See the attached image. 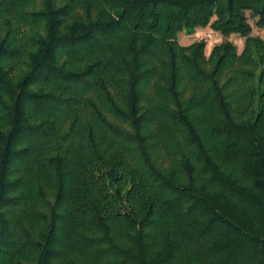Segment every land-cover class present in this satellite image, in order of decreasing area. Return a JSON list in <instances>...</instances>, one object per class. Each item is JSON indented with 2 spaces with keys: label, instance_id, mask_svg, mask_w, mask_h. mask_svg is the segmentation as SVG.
<instances>
[{
  "label": "trees",
  "instance_id": "obj_1",
  "mask_svg": "<svg viewBox=\"0 0 264 264\" xmlns=\"http://www.w3.org/2000/svg\"><path fill=\"white\" fill-rule=\"evenodd\" d=\"M0 264H264V0H0Z\"/></svg>",
  "mask_w": 264,
  "mask_h": 264
},
{
  "label": "rangeland",
  "instance_id": "obj_2",
  "mask_svg": "<svg viewBox=\"0 0 264 264\" xmlns=\"http://www.w3.org/2000/svg\"><path fill=\"white\" fill-rule=\"evenodd\" d=\"M16 31L15 29H13V32ZM24 34L22 37L19 38L20 40V48L21 46L23 47H27L29 46L30 39L37 34L38 30L36 31V28H30L28 27V29H26V31H23ZM206 40L208 45H207V49H206V53L208 54L212 48L213 45L217 44L220 42L221 38L219 36V34L217 33H213L209 28L205 29V30H201L198 32V35L196 36H187L185 34L182 35L181 40L183 44H189L193 41H199V40ZM29 40V41H27ZM232 41L237 45V47L239 49L242 48V44H243V40L242 39H238L236 37L232 38ZM27 42V43H26ZM17 68L13 69V74L16 72Z\"/></svg>",
  "mask_w": 264,
  "mask_h": 264
}]
</instances>
